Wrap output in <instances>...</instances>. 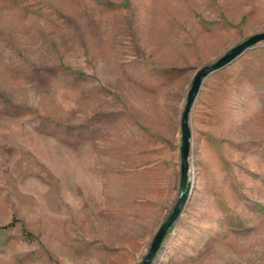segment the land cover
<instances>
[{"label": "rangeland", "instance_id": "rangeland-1", "mask_svg": "<svg viewBox=\"0 0 264 264\" xmlns=\"http://www.w3.org/2000/svg\"><path fill=\"white\" fill-rule=\"evenodd\" d=\"M259 32L264 0H0V264L142 262L195 74ZM189 124L152 264H264V40Z\"/></svg>", "mask_w": 264, "mask_h": 264}, {"label": "water", "instance_id": "water-1", "mask_svg": "<svg viewBox=\"0 0 264 264\" xmlns=\"http://www.w3.org/2000/svg\"><path fill=\"white\" fill-rule=\"evenodd\" d=\"M264 40V32H259L249 36L246 40L235 45L229 52L220 56L212 64L203 66L194 76L191 87L187 93V99L183 110L181 112V130H182V140L180 147V157H181V186L179 191V197L173 208L172 213L164 220V222L159 226L156 231L153 240L151 242L148 252L145 254L142 262L139 264H152L153 259L157 256L160 247L163 243L164 237L167 234V230L172 226L174 221L177 219L179 213L182 210V206L186 199V182L188 176V158L190 151V137H191V128L189 124V113L192 108V105L195 101L196 96L198 95L202 81L204 77L211 71L220 68L232 60H234L238 55H240L244 50H246L251 45L257 43L258 41Z\"/></svg>", "mask_w": 264, "mask_h": 264}]
</instances>
